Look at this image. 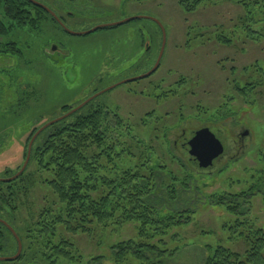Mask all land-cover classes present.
<instances>
[{
	"label": "rangeland",
	"instance_id": "obj_1",
	"mask_svg": "<svg viewBox=\"0 0 264 264\" xmlns=\"http://www.w3.org/2000/svg\"><path fill=\"white\" fill-rule=\"evenodd\" d=\"M33 1L62 16L64 27L76 33L131 17L154 19L161 25L166 42L156 74L118 86L93 101L131 126L134 142L146 145L150 167L167 166L181 180L189 176L184 183L195 194L196 213L191 224L172 231L176 238L170 247L178 246L180 251L167 263L204 264L205 249L218 244L243 253L245 244L230 239L224 228L235 217L223 207L204 204L205 199L222 193L249 192L245 217L264 228V185L260 184L264 178V83L253 84L262 74L250 69L259 63L264 71V41L239 38L232 46H222L213 40L216 26L225 33L235 28L242 15L240 7L233 0L216 6L205 3L187 15L178 7L179 0ZM2 15L0 7V20ZM46 25L38 35L22 36H26L21 45L24 59L0 56V71H6L0 73V179L22 166L25 140L33 128L59 115L62 104L76 106L94 92L147 73L162 42L160 27L148 19L81 37ZM24 60L31 65L24 67ZM21 93H38L39 102L22 100L21 107ZM12 111L18 113L11 116ZM203 129L220 141L223 153L217 162L213 160L211 169L190 171L183 146ZM135 146L132 152L137 155ZM51 200L44 185L33 181L15 199V215L0 218L20 230L37 222ZM134 236V225L126 224L69 238L85 258L104 255L107 259L102 264H112L110 245ZM0 257L9 256L0 252Z\"/></svg>",
	"mask_w": 264,
	"mask_h": 264
},
{
	"label": "trees",
	"instance_id": "obj_2",
	"mask_svg": "<svg viewBox=\"0 0 264 264\" xmlns=\"http://www.w3.org/2000/svg\"><path fill=\"white\" fill-rule=\"evenodd\" d=\"M225 1L179 0L178 7L188 15L205 3L216 6ZM233 3L242 10L235 28L225 33L216 26L213 40L222 46H232L239 38L252 43L264 41V0H233ZM0 7L3 12L0 38L6 40L0 42V56L24 59L21 45L25 33L38 35L48 23L60 29L48 13L26 0H0ZM58 18L63 19L62 16ZM147 53L150 59V47ZM23 65L29 66L31 61L24 60ZM250 69L262 74L252 83H264L261 65L255 63ZM4 72L5 69L0 71ZM250 86L254 87L246 85L244 88ZM21 95L18 101L21 107L27 100L37 103L40 99L38 93ZM76 106L62 104L55 118ZM16 113L12 111L11 116ZM40 127L33 128L25 140L23 162L27 145ZM131 131L122 117L92 100L37 136L25 171L10 183H0V216L15 215L18 210L15 199L21 190L30 188L33 181L41 182L53 200L41 210L39 219L32 225L26 223L19 230L6 221L17 234L22 251L17 260L0 264H102L107 259L104 255L85 258L69 237L90 236L95 228L106 230L112 225L126 224L134 225L135 236L110 245L112 264H169L168 260L180 251L178 246L170 247L176 238L172 231L193 222L197 204L195 194L187 190L190 186L184 183L189 177L186 174L181 180L167 166L150 167L146 145L134 142ZM130 142L137 144V155L132 152ZM188 165L190 171L197 169L190 162ZM260 184L264 185V178ZM248 195L249 192L222 193L205 199V205L223 207L235 217L224 228L230 239L243 242L246 250L238 253L221 244L213 248L208 246L204 264H264V228L245 217ZM0 252L9 257L17 252L15 239L2 224Z\"/></svg>",
	"mask_w": 264,
	"mask_h": 264
},
{
	"label": "water",
	"instance_id": "obj_3",
	"mask_svg": "<svg viewBox=\"0 0 264 264\" xmlns=\"http://www.w3.org/2000/svg\"><path fill=\"white\" fill-rule=\"evenodd\" d=\"M26 1L28 3H30L31 5H33L37 8H40L43 11H45L46 13H48L52 17V19L54 21H56V23L66 33H68L69 35H72V36H76V37L87 36V35L94 33L98 30H104V29H108V28H116V27H120L126 23H129V22H132L135 20L148 19L160 27V29L162 31V42H161V47H160V51H159V54L157 56V59L153 65V67L147 73H144L143 75H140L137 77L126 79V80L121 81V82H119V83H117L111 87H108L102 91H99V92L95 93L94 95H92L91 97H89L88 99H86L84 102H82L78 106H76L75 108H73L67 114L60 116L58 118H55L51 121H48L44 125H42L31 137V139L27 145L25 160H24L22 166L20 167V169L17 171V173L15 175L8 177V178H5V179H0V183H10V182L18 179V177L25 171V169L27 168V165L29 163L33 143H34L35 139L37 138V136L41 132H43L46 128L56 124L57 122L67 118L71 114L79 111L86 104H88L92 100L96 99L100 95H102L106 92H109L118 86L129 84V83H134V82H137L140 80H144V79L150 77L151 75H153L157 71V69L160 65V61L162 59L164 49H165L166 36L164 34V30L161 27V25L154 19L144 18V17H131V18H128V19H125L123 21L116 22L113 24L97 26L95 28H92V29L84 32V33H75V32H72V31L66 29L64 27V25L61 23L60 19L52 11H50L47 7L41 5V4H39L33 0H26ZM244 134H246V133H244ZM183 148L186 151V153H188V155H189V162L193 166H195L196 168H200V169L201 168L211 169L213 160L217 159L223 153V147H222L220 141L218 139H216V137L208 129L200 130L196 134H194L192 139L184 144ZM0 224H2L11 233V235L13 236V238L15 239V241L17 243L16 254L11 256V257H0V262H13V261L17 260L21 254V251H22L21 242H20L17 234L13 230V228L8 223H6V221L0 219Z\"/></svg>",
	"mask_w": 264,
	"mask_h": 264
},
{
	"label": "flooded vegetation",
	"instance_id": "obj_4",
	"mask_svg": "<svg viewBox=\"0 0 264 264\" xmlns=\"http://www.w3.org/2000/svg\"><path fill=\"white\" fill-rule=\"evenodd\" d=\"M60 21H61V23L63 24V20L60 19ZM57 25H58V24H57ZM58 26H59V25H58ZM59 27H60V26H59ZM60 28H61V27H60ZM61 29H62V28H61ZM72 32H73V31H72ZM75 33H76V32H75ZM67 34H68V33H67ZM70 36H71V35H70ZM53 48H54V49H52V51H54L56 47H53ZM156 59H157V58H156ZM156 59H155V61H156ZM160 62H161V61H160ZM154 63H155V62H154ZM159 67H160V65H159ZM158 69H159V68H158ZM156 72H157V71H156ZM156 72H155L154 74H156ZM154 74H153V75H154ZM150 77H151V76H150ZM150 77H149V78H150ZM95 93H96V92H94V94H95ZM240 140H241V138H240ZM219 159H220V157H218V158L215 159L214 161L217 162ZM214 161H213V162H214Z\"/></svg>",
	"mask_w": 264,
	"mask_h": 264
}]
</instances>
